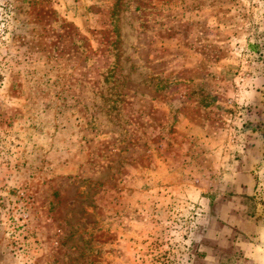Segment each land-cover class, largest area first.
I'll use <instances>...</instances> for the list:
<instances>
[{"label":"rangeland","instance_id":"rangeland-1","mask_svg":"<svg viewBox=\"0 0 264 264\" xmlns=\"http://www.w3.org/2000/svg\"><path fill=\"white\" fill-rule=\"evenodd\" d=\"M263 61L264 0H0V264H247Z\"/></svg>","mask_w":264,"mask_h":264},{"label":"crops","instance_id":"crops-1","mask_svg":"<svg viewBox=\"0 0 264 264\" xmlns=\"http://www.w3.org/2000/svg\"><path fill=\"white\" fill-rule=\"evenodd\" d=\"M260 70L261 72L254 71L252 75H250L252 81L250 86H223L222 91L225 94L220 102H229L233 107L236 105L245 106V113H240L247 117L248 114L246 110H249L248 108L253 107L257 110H264V64ZM263 110H260L261 116L264 115ZM245 123L247 125V131L252 135L251 144L248 146L252 149H256L257 154L261 156L257 159L255 158L253 162L256 163L259 172L263 173L264 178V117L259 118V116H257V120L247 118ZM252 143L255 145H252ZM241 183L242 184H239L241 189H243L248 196L252 197L255 186L253 176L249 178V180H245L244 182L241 181ZM254 225L255 236L252 237L253 241L246 246L245 250L247 264H264V221L259 220L255 222Z\"/></svg>","mask_w":264,"mask_h":264},{"label":"built area","instance_id":"built-area-1","mask_svg":"<svg viewBox=\"0 0 264 264\" xmlns=\"http://www.w3.org/2000/svg\"><path fill=\"white\" fill-rule=\"evenodd\" d=\"M264 193V184L261 182L258 187V194Z\"/></svg>","mask_w":264,"mask_h":264}]
</instances>
